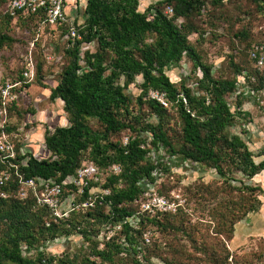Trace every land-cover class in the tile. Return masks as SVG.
<instances>
[{"label": "trees", "instance_id": "obj_1", "mask_svg": "<svg viewBox=\"0 0 264 264\" xmlns=\"http://www.w3.org/2000/svg\"><path fill=\"white\" fill-rule=\"evenodd\" d=\"M230 1L156 0L141 10V0H83V22L75 19L80 38L72 40L68 27L59 26L69 44L68 63L50 98L63 103L68 124L45 131L46 158H36L29 152L20 154L17 145L15 158L0 156V171L12 174L0 188L6 194L0 196V264H116L122 257L124 264H154L152 257L165 264H244L243 258L230 251L227 241L233 236L235 224L257 210L259 196L264 197L261 186L245 182L264 171V159L256 162L247 142L229 131L237 116L248 115L241 108L244 92L238 93L234 110L226 96L237 90L240 77L255 91L264 90V69L249 71L231 59L234 77H215L212 65L203 61L189 39L192 34L202 36L204 25L212 27L215 20L211 12ZM248 1L264 9V0ZM167 7L172 8L171 14L166 12ZM3 17L13 20L8 15ZM42 19L34 15L17 17L21 22ZM235 35L245 39L247 31ZM8 41L11 38L0 33V46ZM92 42L96 43L95 50H81L84 43ZM184 57L197 73L195 90L184 79L176 85L167 75ZM247 57L252 62L248 52ZM23 70L18 80H23ZM133 84L140 90L136 110L127 92ZM29 85L24 84L21 90ZM151 91L163 94L166 105L153 98ZM142 109L147 110L149 118ZM170 109L175 110L178 129L169 126ZM151 116L157 121L150 120ZM91 121L99 128H92ZM5 129L12 130L10 125ZM123 132L127 133L126 142L117 138ZM161 149L164 155H153ZM174 157L180 164L189 161L214 169L223 181L222 186L206 187L211 198L222 196L210 213L208 233L200 242L192 238L199 255L187 252L181 244H165L164 254L157 241L143 244V230L148 224L158 225L165 232L187 233L189 228L181 208L175 214L159 210L139 214L135 207L159 174L169 170ZM84 164L94 165L103 180L89 181L78 195L74 185L63 182ZM113 165L119 166L118 173L110 170ZM16 172L25 178L52 179L62 184L63 198L73 193L75 204H81L91 197L92 205L56 217L49 207L37 203L33 191L29 190L25 198L17 195ZM136 213L138 230L129 221ZM167 215L178 219L162 222L160 217ZM117 225L118 235L110 236L99 248L102 227L114 229ZM75 233L88 243V253L78 250L56 257L45 251L47 242ZM31 249H35L33 256L24 255V250Z\"/></svg>", "mask_w": 264, "mask_h": 264}, {"label": "rangeland", "instance_id": "obj_2", "mask_svg": "<svg viewBox=\"0 0 264 264\" xmlns=\"http://www.w3.org/2000/svg\"><path fill=\"white\" fill-rule=\"evenodd\" d=\"M4 1L0 0V33L9 36L11 41L0 46V86L6 79L17 81L25 67L29 66L33 69V75L28 82L29 87L18 95L16 104L9 111L8 122L12 130L7 133L18 146L17 152L20 154L29 152L36 158H46L49 156V151L44 147L45 131L68 124L63 103L59 99H51L50 94L62 69L68 63L66 50L69 44L62 27L40 24L35 20L21 22L17 18L6 21L2 15L3 6L6 3ZM153 1L156 0H141L140 9H145ZM79 2L77 10L75 0H67L66 10L74 20L75 26V19L80 18L79 21L83 22V15L80 14L83 11V0L82 4ZM210 17L215 20L214 25L212 27L204 25L206 31L202 36L192 34L189 39L203 61L212 65L213 76L233 78L232 61L253 71L256 67L247 60V52L252 44L264 45V9L261 10L248 0H232L225 2L224 7L213 10ZM240 30L247 31L245 39L235 35ZM87 49L95 50L96 43H84L81 50ZM167 75L178 86L180 80L184 79L191 88L196 89L197 73L187 57H184L179 65L170 69ZM140 81L138 77L137 83ZM127 92L132 98L133 110H136L135 99L140 90L133 84ZM240 92H244L241 108L248 115L237 116L229 131L239 134L247 142L254 154V160L259 162L264 159V155L258 156L264 150V90L255 91L251 83L245 82L243 77H240L237 90L226 96L232 110H234L235 101ZM142 110L148 117L147 110ZM150 120L157 121L152 116ZM90 125L94 129L99 128L95 121H91ZM169 126L176 129L179 127L174 109L169 111ZM126 136L127 133L123 132L117 138L125 141ZM174 145L178 147L177 143ZM153 155H164V151L163 149L158 152L154 151ZM174 160L168 171L159 174L155 184L149 188L135 207L138 208L139 214L144 211L154 214L156 210L175 214L181 208L182 218L189 228L187 233L165 232L161 231L158 225L148 224L143 230V244L157 241L163 248V254L167 252L165 244L171 247L181 244L187 252L199 255L200 253L194 251L192 238L200 242V238L208 233L207 223L210 220V213L222 196L211 198L209 193H206V187L210 184L222 186L223 181L214 169L189 161L180 164L177 157H174ZM102 180L103 174L98 171L95 181L101 183ZM245 182L259 185L264 189V171L251 179H245ZM234 195L238 194L234 192ZM162 199L165 201H159ZM259 200L258 209L249 212L235 224L233 235L236 233L237 238L243 241L238 243L237 248L231 245V239L227 241L230 251L238 258H243L244 264H264V197L260 195ZM138 213L129 219L136 230L139 228ZM177 219L173 215L160 217L162 222L169 223ZM241 223L244 224L243 226L250 224V227H256L259 235L242 239L239 234ZM119 230L118 225L114 229L102 227L99 235V248L104 247L103 241L110 236L118 235ZM78 250L86 254L89 252V245L77 233L68 237L59 236L45 245V251L56 257H61L63 253L72 254ZM34 254L35 249L24 250L26 256ZM152 261L154 264H165L159 258L152 257ZM116 264H124V258L122 257Z\"/></svg>", "mask_w": 264, "mask_h": 264}, {"label": "built area", "instance_id": "obj_3", "mask_svg": "<svg viewBox=\"0 0 264 264\" xmlns=\"http://www.w3.org/2000/svg\"><path fill=\"white\" fill-rule=\"evenodd\" d=\"M66 8L67 0H7L3 6L2 15H8L13 19L17 18L19 15L24 17L34 15L43 18L38 23L49 24L55 27L66 25L68 27L69 38L72 40L80 38L74 20L69 16ZM166 12L171 14L172 8L167 7ZM248 53L254 66L257 69H264V45L252 44ZM22 75L23 80L13 81L11 79H6L0 86V156L3 159L15 158L16 156L15 144L8 136L5 128L10 125L8 122L10 108L16 104L18 95L24 91V89L21 90L23 85L30 81L33 75V69L29 66L25 67ZM16 89L18 91H15ZM150 95L163 105H166L163 94L157 91H151ZM126 140L124 142H126ZM110 170L113 173H118L120 168L118 165H113ZM97 174L98 169L94 165L84 164L82 167L78 168L76 174L68 176L63 184L74 185L77 194L80 195L83 192V187L86 186L89 181H95L97 179ZM16 175L19 182L17 195L21 198H25L29 190L33 191L37 198V203L49 207L56 217L67 216L68 212L74 208L78 209L80 207L92 205L91 197L81 204H75L73 193L63 198L62 184L52 179L25 178L18 172H16ZM11 176L12 174L8 170L0 171V188L11 179ZM0 196L5 197L6 194L1 191ZM159 201L164 202L165 200L162 199Z\"/></svg>", "mask_w": 264, "mask_h": 264}, {"label": "crops", "instance_id": "obj_4", "mask_svg": "<svg viewBox=\"0 0 264 264\" xmlns=\"http://www.w3.org/2000/svg\"><path fill=\"white\" fill-rule=\"evenodd\" d=\"M77 3H78V0H75V6H76V9L78 10V4ZM240 225H241L240 226L241 227L240 228L241 229V232H239V234L241 235L242 239L245 240V239H247V238H249L251 236L259 235L258 234L259 233V230L256 227L255 228L250 227V224H249V226H243L244 225L243 223H241ZM237 237L238 236L235 233L232 236L231 240H230L231 245L233 244L235 248H237V245H238L239 242H242L243 241V240L241 241V239L240 238L238 239ZM263 263H264V261H263Z\"/></svg>", "mask_w": 264, "mask_h": 264}]
</instances>
